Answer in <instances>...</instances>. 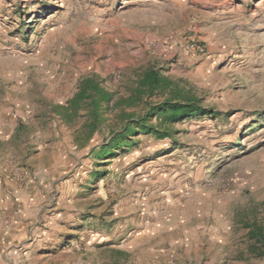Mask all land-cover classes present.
<instances>
[{"label": "rangeland", "instance_id": "374dc122", "mask_svg": "<svg viewBox=\"0 0 264 264\" xmlns=\"http://www.w3.org/2000/svg\"><path fill=\"white\" fill-rule=\"evenodd\" d=\"M150 66L204 110L168 137L106 147L121 108L92 136L53 112ZM246 226L264 234V0H0V264H264Z\"/></svg>", "mask_w": 264, "mask_h": 264}, {"label": "trees", "instance_id": "16d2710c", "mask_svg": "<svg viewBox=\"0 0 264 264\" xmlns=\"http://www.w3.org/2000/svg\"><path fill=\"white\" fill-rule=\"evenodd\" d=\"M114 92L105 90L95 77L84 78L78 85L76 93L64 105L53 108L54 114L59 116L67 125H71L78 117L80 111H85L89 119V135L92 136L98 130L101 123V115L106 110L122 109V116L125 119L123 129L107 143L118 144L122 138H129L136 133L137 128L143 131L153 132L160 138L170 135L169 126L198 114L204 113L200 102L189 90L183 87L180 80L163 74L154 67H147L137 72L135 79L131 81L128 95L115 99ZM158 96L161 101L154 104L148 102V98ZM144 103V112L138 117L134 112H126L125 108H133ZM206 113L212 114L211 111ZM154 116L157 123L147 124L150 117ZM109 150H103L105 155ZM249 235L258 244L264 247V234L259 226H246ZM262 256V254H259Z\"/></svg>", "mask_w": 264, "mask_h": 264}, {"label": "crops", "instance_id": "0c3cea01", "mask_svg": "<svg viewBox=\"0 0 264 264\" xmlns=\"http://www.w3.org/2000/svg\"><path fill=\"white\" fill-rule=\"evenodd\" d=\"M147 224H148V226H147ZM145 225H146V228L143 230L142 234H140V237L150 236V219H148V222ZM149 253H150V250H149ZM144 262L146 264H150V257L148 259L144 260ZM9 263H10V260H9Z\"/></svg>", "mask_w": 264, "mask_h": 264}, {"label": "built area", "instance_id": "2783aa9c", "mask_svg": "<svg viewBox=\"0 0 264 264\" xmlns=\"http://www.w3.org/2000/svg\"><path fill=\"white\" fill-rule=\"evenodd\" d=\"M155 45L153 44V42H150V47H154ZM197 50V52L198 53H200V54H202L203 52H204V50L202 49V48H200V47H197V48H195V46H193V45H187V46H185V48H184V52L185 53H190V52H192L193 50Z\"/></svg>", "mask_w": 264, "mask_h": 264}]
</instances>
